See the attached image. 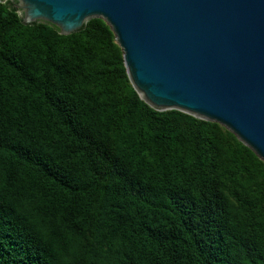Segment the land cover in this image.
Listing matches in <instances>:
<instances>
[{"label":"trees","instance_id":"obj_1","mask_svg":"<svg viewBox=\"0 0 264 264\" xmlns=\"http://www.w3.org/2000/svg\"><path fill=\"white\" fill-rule=\"evenodd\" d=\"M0 264H264V160L142 99L102 17L0 2Z\"/></svg>","mask_w":264,"mask_h":264},{"label":"water","instance_id":"obj_2","mask_svg":"<svg viewBox=\"0 0 264 264\" xmlns=\"http://www.w3.org/2000/svg\"><path fill=\"white\" fill-rule=\"evenodd\" d=\"M60 33L103 18L155 109L216 121L264 160V0H0Z\"/></svg>","mask_w":264,"mask_h":264}]
</instances>
